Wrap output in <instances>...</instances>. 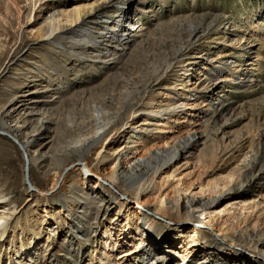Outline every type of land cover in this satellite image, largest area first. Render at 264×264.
<instances>
[{"label":"rangeland","instance_id":"1","mask_svg":"<svg viewBox=\"0 0 264 264\" xmlns=\"http://www.w3.org/2000/svg\"><path fill=\"white\" fill-rule=\"evenodd\" d=\"M101 1L0 0V107L17 94L44 96L54 121L47 153L51 169L43 176L31 164L32 187L24 182L20 149L0 134V213L9 215L0 264L154 263L158 258L142 250L150 224L167 250L159 264H209L201 249L221 250L232 264H264V0H119L105 12L107 23L97 25L88 14L68 23L76 9ZM54 11L61 12L64 26L48 41L44 17ZM124 11L144 29L129 36L116 52L117 62L107 61L112 38L95 47L77 40L75 30L84 27L94 36ZM213 17L216 34L184 50L190 27ZM240 36L244 40L227 44ZM200 47L208 48L195 58ZM229 49L234 52L209 62ZM151 62L168 70L117 120L113 132L83 151L84 162L78 161L70 150L93 133L95 105L105 115L117 111L123 78L137 81ZM204 64L208 69L202 71ZM248 76L253 82L247 83ZM145 119L151 124L141 125ZM129 125L140 136L131 134L135 142L123 136ZM192 133L203 138L162 173L144 178L146 191L129 186L126 160L164 144L181 145ZM131 144L125 155L117 154L121 145ZM83 163L92 171L89 184L99 182L95 194L83 191ZM223 190L207 209H185L188 198L205 200ZM193 227L195 236L189 237ZM192 237L190 248L186 241Z\"/></svg>","mask_w":264,"mask_h":264},{"label":"bare ground","instance_id":"2","mask_svg":"<svg viewBox=\"0 0 264 264\" xmlns=\"http://www.w3.org/2000/svg\"><path fill=\"white\" fill-rule=\"evenodd\" d=\"M118 1L119 0H102L98 5H96V7L90 6L86 8V10L83 8L76 9L73 12V18L68 20V23L73 24L75 22H78L87 14L89 16H94L95 19L93 23H97V25H101V22L107 23V21H105L107 20V17L104 14L106 11H108V8L115 6ZM60 15V11H54L44 17V20H48L47 25L49 27V32L46 35L48 41L54 39L55 30L63 28L64 26L62 25ZM214 25H216V17H213L207 25H192L188 30L189 34L184 50L185 48L187 50H190V48L201 36L205 34H208L209 36L216 34V29H214ZM99 29V32H97V34L94 36L92 35L93 33H91L88 29L84 27H80V29L75 30L74 33H78L76 36L78 37V41H84L85 43H87L86 45L91 47L99 45L104 38H112L115 44L112 46L109 45L107 48V61L112 60L117 62L119 58L116 57V52L124 48L123 45L128 41L130 35H136L137 33L141 32L144 27L138 22L137 19L132 18V16L129 15V11H124L120 14V16L117 17L116 21L109 22V24L103 25ZM235 40L239 42L244 39L243 36H240L238 39L230 38L227 44L234 43ZM207 48L200 47L198 54L195 58H203V55H205ZM231 52L234 51H231V49L222 52L218 51L212 56L213 58H210L209 62L214 61L220 57L222 58L223 56H227ZM256 55V60H259L260 53ZM207 65L208 64H204L203 67H200V69L202 68V71L208 69ZM234 65H236V63H234ZM217 66L218 69H221L219 68V65ZM168 67L169 66L163 68L161 66H153V62H151L148 66L143 68V72L140 74V77L137 81L131 82L129 79L123 78V89L120 92V107L117 111L113 112L112 114L105 115V113H103L100 107L95 105L94 118L96 123L93 133L89 137H87V139L83 140V143L72 146L70 150L78 154V161H80L81 163L84 162L83 151L93 147L95 144L100 142L103 137L114 131L115 126L117 125V120L120 119V121H123L124 118L128 116L130 110L132 111L135 108V105L138 102V98L141 99V97L145 94L146 89L150 86V83L154 81L157 82L162 77V74L166 73ZM249 68L254 69L255 66H250ZM248 77L249 78L247 79V83L253 82L254 79L251 78L252 76ZM28 96L29 94H17L8 103L9 105H1L0 134L7 135L9 133V135L13 136L17 140V142H14L11 139L18 146V148L19 145L22 147V150L20 148L19 149L21 153L24 152L26 156V176L29 180V183L31 184L29 178V166L31 164L39 165V168L43 172V176H46L47 172L51 169L49 168L51 162H48L49 160L47 157V153L49 150L48 144L52 139V135L50 133L52 131V124L54 123V121L52 118L49 117V110L46 107L48 103L41 99V97L44 96ZM37 97L38 99H36ZM39 100H42V102H39ZM37 116L39 118H37ZM34 117H36V119ZM33 122L35 123L33 124ZM150 122L151 121L145 119L144 121H140V124L147 125L151 124ZM130 127L131 125L126 127V130L123 134V136H126V140H129V137H133V135L131 134L138 135L137 133H135L136 131L130 133L131 131L127 130V128ZM140 130H146V128H141ZM138 137L140 136L138 135ZM202 138V133H192L188 138L184 139L181 145L169 147L164 144L161 146V148L156 149L154 152L152 151L147 153L146 155L137 156L131 161L126 160L125 173L130 175L129 178H131V182H129L130 184L128 183L129 186L132 185L135 191H146V186L144 185V178H147L149 176L153 177V175H156L157 173H162L180 155L187 152L189 148H191V146H193L196 142L200 141ZM129 141L135 142V140L133 139ZM131 146H133V144L128 146L121 145L116 150V152L117 154L120 153L121 155H125V152L128 150V148H131ZM70 151L65 150L66 154H69ZM57 163L58 164L55 168L60 169L62 165L59 162ZM83 167V169H85L82 174L83 184L85 185L83 191L87 194H95L97 193V187L99 185V182L98 180H96L94 185L89 184L91 182V179L88 174L92 173V171L85 163H83ZM223 192L224 190L219 192L214 197L205 200L200 197H190L188 198V201H186L185 209H199V212H201L202 210L207 209L208 206L211 205V203L219 199ZM133 193L136 194V192ZM1 199L4 198L0 197V200ZM125 199L129 201L133 200V198L130 199L129 197H126ZM104 202L106 208L111 207V203L107 202L106 200ZM123 205L126 206V208H128L129 210H131V208L129 207V203H123ZM158 207L160 210L164 211L162 199L160 200ZM57 208L58 207L53 206L52 209L57 210ZM58 211H60V208H58ZM136 212L137 215L141 213L149 215L148 212L143 210H136ZM8 216L9 215L5 213H0V242H3L2 240L6 237L7 234ZM160 219L161 221L165 220V218L163 217H161ZM41 220L42 223H45L47 221L46 218H42ZM126 232H128V229L126 230ZM146 232L148 233V237H146V244L142 248L144 253H146L147 255L152 254L158 259L166 257L167 250L164 246L159 244L153 236V224L149 225V227L146 229ZM187 233L189 234V237L191 236V234L192 236H195L196 229L193 227L192 230H189ZM113 235L117 234L114 233L112 234V236ZM245 235L247 238L250 239H254L256 237V234H252L251 232H246ZM194 241L195 240L193 239V237L191 239H188L186 241L187 244H190V246L188 247L191 248ZM262 247L264 246H261L260 248L262 249ZM134 248L130 247L128 249L129 252H133ZM201 252L203 253V257L205 258L204 262L208 260L207 262L209 264H232L235 261L234 259H230L229 256L224 254L221 250H212L210 252H207L206 250L201 249ZM158 259L156 262H152L150 264H159Z\"/></svg>","mask_w":264,"mask_h":264},{"label":"water","instance_id":"3","mask_svg":"<svg viewBox=\"0 0 264 264\" xmlns=\"http://www.w3.org/2000/svg\"><path fill=\"white\" fill-rule=\"evenodd\" d=\"M2 132V131H1ZM7 134V133H6ZM8 136H9V138L10 139H12L14 142H17V140L13 137V136H11V135H9V134H7ZM19 144V143H18ZM19 148L22 150V147L19 145ZM22 157H23V159H24V161H23V170H24V182L27 184V186L28 187H32V185L29 183V180H28V178H27V176H26V168H27V165H26V163H27V160H26V156H25V154H24V152L22 153Z\"/></svg>","mask_w":264,"mask_h":264}]
</instances>
